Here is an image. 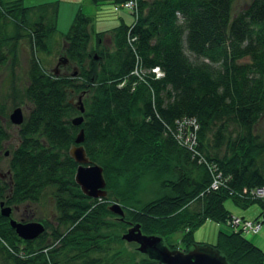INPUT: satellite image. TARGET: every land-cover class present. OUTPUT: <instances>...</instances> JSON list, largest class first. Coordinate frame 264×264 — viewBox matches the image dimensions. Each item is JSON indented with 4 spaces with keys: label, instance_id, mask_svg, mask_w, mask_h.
<instances>
[{
    "label": "trees",
    "instance_id": "1",
    "mask_svg": "<svg viewBox=\"0 0 264 264\" xmlns=\"http://www.w3.org/2000/svg\"><path fill=\"white\" fill-rule=\"evenodd\" d=\"M90 1L126 8L128 0ZM232 1L134 0L130 24L95 33L91 17L77 10L60 34L57 1L0 0V64L13 69L19 40L30 49L27 84L10 94L29 110L8 154L7 181L0 176V202L14 212L22 206L18 221L49 228L23 240L0 215L3 262L149 264L154 254H139L121 239L129 225L146 236L183 230L187 249L197 225L231 216L226 196L242 207L257 202L256 218H264V201L242 192L264 187V139L254 132L264 113V0H250L233 16ZM55 52L50 71L45 57ZM80 113L81 124L73 125ZM183 118L198 124L194 152L177 138ZM79 129L86 157L102 167L104 197L86 196L74 181L77 163L68 150ZM7 138L0 124V152ZM204 162L225 177L219 188L208 185ZM46 200L51 220L35 216ZM113 201L122 205V219L108 209ZM208 245L228 264L264 263L242 232L219 230Z\"/></svg>",
    "mask_w": 264,
    "mask_h": 264
},
{
    "label": "rangeland",
    "instance_id": "2",
    "mask_svg": "<svg viewBox=\"0 0 264 264\" xmlns=\"http://www.w3.org/2000/svg\"><path fill=\"white\" fill-rule=\"evenodd\" d=\"M34 1L35 0H23V3L24 5L30 6L29 4H31L32 6L33 5L32 2ZM249 1L250 0H233L231 3V8L229 9L231 15L233 16L238 12H240L241 9H244L245 6L249 3ZM57 2L59 3L60 13H61V9L74 8L73 15L78 9L82 11L84 15L90 14L89 16L91 17L92 20L93 33L113 28L114 26L120 23L121 18H124L126 24H130L134 20L132 10L111 3L109 4L105 3V5L104 4L94 5L90 0H75V2L73 0H57ZM77 2L80 3L81 5L80 7H78ZM69 25H70V21L66 23L62 21L60 18L58 24V30H60L59 28H61L62 29L61 32L64 34L67 32ZM103 40L104 41L102 42V44L105 47H108L110 45L109 38L104 35ZM91 45H93L92 42ZM16 49H17V55H16L17 60H16V64L13 65V69H12L13 71L11 70L10 68L11 64L8 61L5 64H0V124L8 133V138L4 142L5 146L3 148V151L0 152L1 155L0 176L2 177L3 180L6 181L8 179V174H7L8 154L9 151L12 148H14L18 143L17 128L21 124L20 123L18 125H15L11 123L8 116L10 112L13 110V108L20 107L22 112V117L24 119V116L27 115V112L29 110L28 104L25 103L14 104L12 103L13 102L12 97H10V94H12L11 91L12 88H14L16 92L17 90L21 92L24 86L27 84L26 67H27V60L30 54L29 51L30 49L27 40H19ZM55 50H57V48H55ZM55 54L56 52L51 56L45 57L44 65L50 71L52 70V68L56 66L55 61L57 60V57ZM78 100L81 103V98L77 99V97H75L73 99V101L76 104L78 103ZM78 115H81V113ZM254 132L258 134L259 138L264 139V113L256 123L254 127ZM112 203H114V201L110 202L109 205H111ZM222 205H224V207L230 212L231 215L243 216L244 218L247 219H256V217L259 215L258 212H260V205L257 202H252L250 204H247V206L242 207L240 205L235 204L231 200V198L227 196L224 199ZM22 209H23L22 206H20L17 211L21 213ZM17 211L14 212L11 209V213H10L12 215V218L15 220H18V216H19L18 215L19 212ZM35 213H36L35 215L36 217H44L46 219L51 220L54 214L52 203L49 200L44 201L43 203H41V205L37 207ZM113 214L120 217L115 213ZM258 219L261 220L260 222L261 228L259 229V232L254 234L246 233L244 234V236L251 242V244L258 247L264 254V218L258 217ZM130 226L131 225H129L128 228ZM44 230L49 231V228L46 229L44 227ZM219 230H222L224 232H230L232 230V227L227 225V223L225 222H216L207 219L204 222H202L200 225H197V227H195L192 230L191 237L197 244H214L216 242V238ZM182 234H183V230H178L176 232H173L172 234L161 237V242L169 249H176V248L185 249L183 248L184 242H182L181 240ZM126 243L128 244L129 247L134 248L137 253L142 255L144 254L137 250V246H138L137 243L127 242V241ZM137 257L139 258L138 255ZM0 264H7V263L3 262L2 258L0 257Z\"/></svg>",
    "mask_w": 264,
    "mask_h": 264
},
{
    "label": "water",
    "instance_id": "3",
    "mask_svg": "<svg viewBox=\"0 0 264 264\" xmlns=\"http://www.w3.org/2000/svg\"><path fill=\"white\" fill-rule=\"evenodd\" d=\"M79 111L83 112V107L78 100ZM11 123L18 125L22 122V112L20 107H15L9 114ZM83 120L82 115L75 116L71 123L79 126ZM83 140V131L79 129L75 136L73 145L68 150L69 155L77 163L74 174V181L79 189L86 196L101 198L106 195L105 180L103 177L102 167L98 164L91 163L86 157L84 149L80 143ZM108 209L117 215L120 219L124 215L123 208L114 201L108 206ZM11 208L0 202V215L8 219L9 226L15 234L23 240H31L44 231V226L38 221L22 222L13 219L10 216ZM138 224L131 225L121 235L125 242H135L138 244L137 250L141 253L150 255L154 254L155 262L149 264H228L223 256L214 247L208 244L193 243L187 249H169L161 242V237L141 233Z\"/></svg>",
    "mask_w": 264,
    "mask_h": 264
},
{
    "label": "built area",
    "instance_id": "4",
    "mask_svg": "<svg viewBox=\"0 0 264 264\" xmlns=\"http://www.w3.org/2000/svg\"><path fill=\"white\" fill-rule=\"evenodd\" d=\"M124 7L128 9H133L135 6L134 0H128L126 3L123 4ZM152 72H154L156 77H160L162 72L159 70L158 67H155L152 69ZM179 129L177 138L180 143H182L184 146L188 147V149H191L194 152L193 146L196 144V131L198 128V124L196 122V119L194 118H183L182 120L178 121ZM187 128L186 131L180 128ZM207 166L208 171L210 172L211 180L210 186L211 189H217L221 186L222 182L224 181L222 173L214 166L213 164H207V162H204ZM242 192L246 195H249L252 198L260 199L264 201V187H252V188H243ZM261 220L258 218L256 219H247L240 216H233L231 215L229 218H227L226 222L227 225L232 227V230L242 232L243 234L250 233L254 234L259 232V229L261 228Z\"/></svg>",
    "mask_w": 264,
    "mask_h": 264
},
{
    "label": "crops",
    "instance_id": "5",
    "mask_svg": "<svg viewBox=\"0 0 264 264\" xmlns=\"http://www.w3.org/2000/svg\"><path fill=\"white\" fill-rule=\"evenodd\" d=\"M40 1H42V0H35L34 2H32L33 3V5H36V4H39V3H42V2H54V1H57V0H43L42 2H40ZM74 2H75V0H73ZM92 4V3H91ZM29 5H31V4H29ZM77 5H78V7H80L81 5H80V3L79 2H77ZM90 8H92V7H90ZM79 10V9H78ZM74 11V8H72V9H61V13H60V9H59V3L57 2V16H56V29H57V31L61 34L62 32H61V28H59L60 30H58V24H59V19L61 18V20L62 21H64V22H69L70 21V23H71V20H72V18H73V12ZM60 15H61V17H60ZM87 15V14H86ZM90 14H88V16H89ZM60 17V18H59ZM121 20L122 21H124L125 22V20H124V18H121L120 19V22H121ZM65 25V24H64ZM92 27V31H93V25L91 26ZM115 27V26H114ZM108 30H110V29H108ZM107 29L106 30H103V31H99V32H105V31H108ZM63 34V33H62ZM106 37H107V34H106ZM109 38V37H108ZM92 44H94L95 43V39L93 38L92 39ZM243 217V216H242Z\"/></svg>",
    "mask_w": 264,
    "mask_h": 264
}]
</instances>
